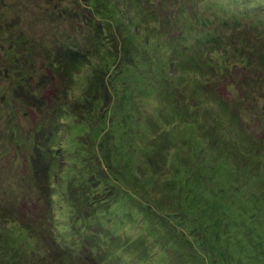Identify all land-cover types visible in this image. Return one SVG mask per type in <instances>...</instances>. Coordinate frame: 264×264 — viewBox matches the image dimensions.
Masks as SVG:
<instances>
[{
    "label": "rangeland",
    "instance_id": "obj_1",
    "mask_svg": "<svg viewBox=\"0 0 264 264\" xmlns=\"http://www.w3.org/2000/svg\"><path fill=\"white\" fill-rule=\"evenodd\" d=\"M262 84L264 0H0V264H264Z\"/></svg>",
    "mask_w": 264,
    "mask_h": 264
},
{
    "label": "trees",
    "instance_id": "obj_2",
    "mask_svg": "<svg viewBox=\"0 0 264 264\" xmlns=\"http://www.w3.org/2000/svg\"><path fill=\"white\" fill-rule=\"evenodd\" d=\"M77 12H79V11H77ZM98 48V47H97ZM109 49L110 50H112V47H109ZM64 67V66H63ZM62 67V69H64ZM248 68V67H247ZM61 71V70H60ZM67 75V74H66ZM243 79V78H242ZM102 82V81H101ZM249 82V81H248ZM254 83H256L257 84V86H259V84H260V81H258V80H254L253 81ZM97 87H98V85H96ZM191 88V90H194L195 88H196V86H190ZM260 91H261V94L264 96V84H262L260 87ZM258 91H259V89H258ZM66 94H68V93H66ZM56 106H58V108H59V106H62V102H60V103H57L56 104ZM54 110H55V108H54ZM77 126L80 128V129H84V130H89L90 129V127H88L87 126V122H85V123H82V124H77ZM55 139H57V137L55 136L54 137ZM55 148V147H54ZM55 152H57V151H55ZM41 155H43L44 156V154H45V151H43V150H41L40 152H39ZM259 156V155H258ZM254 157H256V154L254 153ZM35 160V159H34ZM57 160H58V158H57ZM53 161H55V160H53ZM57 163H58V161H56ZM54 168V164H52V165H50V163H48V162H46V160H45V163H44V165L42 164V170L41 171H39V172H37L36 174H35V176H32L31 178L32 179H34V185H35V188H39V189H41V188H43L44 190H45V192H46V194L48 193V195L50 194L49 193V184H53L52 183V181H51V176L53 175V169ZM76 170L78 171L79 169L78 168H76ZM30 178V179H31ZM32 183V182H31ZM51 187H53L52 185H50ZM52 193V192H51ZM51 195V194H50ZM50 195H49V197H50ZM51 198V197H50ZM95 200V199H94ZM120 201V200H119ZM33 215V214H32ZM40 226V225H39ZM12 256H14V255H12ZM59 261H61L60 259H59ZM58 261V262H59ZM61 263V262H60Z\"/></svg>",
    "mask_w": 264,
    "mask_h": 264
}]
</instances>
